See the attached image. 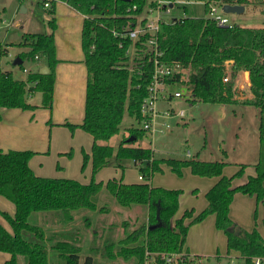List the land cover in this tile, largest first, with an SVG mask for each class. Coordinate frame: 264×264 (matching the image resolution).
Segmentation results:
<instances>
[{
  "label": "trees",
  "instance_id": "trees-1",
  "mask_svg": "<svg viewBox=\"0 0 264 264\" xmlns=\"http://www.w3.org/2000/svg\"><path fill=\"white\" fill-rule=\"evenodd\" d=\"M62 1L86 16L82 30V45L88 69L85 115L81 123L65 122L62 125L71 130L81 128L93 136L91 155L84 153L85 163L89 157L92 159V178L89 183H83L69 177L39 176L30 166V160L36 152L0 149V195L15 205L14 215L0 211L12 228L9 231L0 221V251L11 255L5 264H50L52 250L59 253L64 264H81L82 250L77 243L78 236L47 231L32 223L31 216L36 212L61 211L66 220L72 221L77 210L107 213L110 206H99L95 200L104 190L114 197L121 214L126 211L124 207H143L144 218L134 224L132 230L129 229L130 224L123 221L121 226L124 235L117 241L105 239L96 228L93 231V252L103 249L107 258L121 257L127 261L135 259L139 264L143 263L147 249L151 252L189 253L186 241L190 226L213 214L216 216L217 229L227 237L228 253H235L242 259L239 264H255L254 259L258 257L264 259V231L261 232L257 227L246 230L235 223L230 215L231 204L237 193L255 196L258 203L264 202V168L261 161L256 165L255 175L234 185V180L245 175V165L234 175L226 176L224 169L227 162L224 161L156 159L152 148L140 143L146 132L134 126L126 128L118 145L113 144V139L122 133L121 124L127 114L141 124V105L149 93L153 65L147 60L145 46L128 36H121L126 23L145 11L148 0ZM188 1L205 2L206 12L210 2L219 1L245 7L254 3L261 5L264 15V0ZM56 2L48 9L53 15ZM184 11L187 12V9L184 8ZM50 25L52 32L25 33L20 45L28 50L19 56L23 60V64L19 65L22 70L26 69V61H43L49 67V72L30 71L26 79H21L12 71L0 68V110L37 109L38 105L29 102L36 91L42 93L43 107H53L56 67L59 63L55 15ZM159 44L167 60L192 64L190 81L194 84V102L241 101L236 98L232 83L224 84L222 81L224 61L234 59L237 67L250 71L252 87L256 93L254 100L242 102L257 107L263 104L264 24L262 28L238 25L223 27L205 17L187 16L163 24ZM132 62H135L134 65L137 62L140 64H136L133 69ZM263 138L261 134V150L264 147ZM113 158L117 166L123 168L126 167L124 161L132 159L134 165L139 166L145 180L137 183H124L123 179L117 178L107 182L97 181L96 175L111 165ZM164 163L177 174H182L183 169L189 167L195 175L219 178L206 194V207L196 215L194 209H188L176 219L183 191L151 183L153 175L162 171ZM188 218L191 220L187 223ZM83 219L87 228L94 224L88 215ZM99 237L101 242L96 245ZM95 257L94 253H89L82 264H95ZM199 257L196 255L198 260ZM198 260L185 264H199Z\"/></svg>",
  "mask_w": 264,
  "mask_h": 264
},
{
  "label": "rangeland",
  "instance_id": "rangeland-1",
  "mask_svg": "<svg viewBox=\"0 0 264 264\" xmlns=\"http://www.w3.org/2000/svg\"><path fill=\"white\" fill-rule=\"evenodd\" d=\"M178 4L173 9V15L183 13L184 8L187 9L188 16L206 17L208 14L205 10L204 4L188 0H175ZM179 6V7H178ZM23 7L26 11L23 12ZM229 18L231 24H236L242 27L262 28L264 24V15L262 7L258 4H250L245 7L244 12H224ZM57 30V54H68L71 52L74 56L79 53L82 44V30H83V15L76 9L68 5L64 1H57L55 4V13ZM44 5L38 0H0V64L3 69L7 67H14L13 61L19 57L23 51L28 50L27 47L21 46L25 33L35 32H52L50 20L54 16ZM7 49V52L4 50ZM27 63H33L26 61ZM237 95V94H236ZM238 101L236 103H210L198 100L190 105L183 99H174L172 106L176 112L180 110L186 111L185 118H170L171 128L163 134H157L154 138L153 157L156 159H200L207 162L224 161L227 162L224 172L226 176H232L242 166L245 165V175L242 177L245 180L250 175L256 174V165L261 161V166L264 168V147L261 150V133H260V108L253 104L243 103ZM31 103H39L37 109H19V115L15 126L13 127L9 119L2 118L0 120V146L4 150H29L30 148L37 152L40 156V162L46 165H56L57 161L61 162L65 167L62 171H67L73 177L81 179V181H90L93 173L92 159L89 157L85 163L84 153L92 152V137L90 134L80 129L73 131H60L57 136L54 133V143L52 133L57 126L49 129L48 124L57 121L61 118V106L53 107L52 110L42 106V93L36 91L32 97L29 98ZM79 102V101H78ZM61 104V103H60ZM165 104H160L164 107ZM168 106V105H167ZM78 112L74 114L77 115ZM134 126L141 129L140 123L133 121L127 114L124 118L121 129V135L113 139V144L116 146L123 139V134L126 128ZM59 128H66L59 126ZM40 136L37 146H22L29 142L35 141L34 136ZM17 135L19 137H17ZM128 135L126 134V137ZM56 139V140H55ZM152 138L147 133L140 143L144 146H151ZM264 142V138H263ZM24 143V144H21ZM71 143V146H70ZM69 145V148L67 147ZM60 149H65L60 153ZM54 152V153H53ZM191 153V156H188ZM35 154V155H36ZM34 155V156H35ZM63 158L62 160H58ZM126 167L117 166L114 158L112 164L106 166L101 171L102 178L109 179L117 175L124 180L132 181L142 172L139 166L134 165L132 159L124 161ZM40 165V164H38ZM39 167V166H38ZM57 171H60L56 169ZM100 171V172H101ZM99 172V173H100ZM98 173V174H99ZM189 176H196L192 171L185 167L182 174L175 173L171 167L164 163L162 164V171H157L152 177V183L162 185L166 188H176L183 191V198L189 197L194 199L195 196L192 190V181ZM0 208L10 209V204H14L5 196L0 195ZM197 199V197H196ZM99 206L108 205L110 209L107 213H94L90 210L89 215L93 220V228H98L100 235L105 239L118 240L124 233L122 226H118L123 221L130 224V230L144 218L145 208L137 209L125 207V213L121 214L120 208L117 207L114 197L105 191L95 197ZM117 208V209H115ZM128 211V212H127ZM253 214L254 226L264 231L262 218L264 217V202L260 203L257 217ZM37 215L31 216L32 223H36ZM139 217V218H138ZM112 221V224L109 222ZM7 225L8 222L4 221ZM116 223H119L116 226ZM110 226H112L110 228ZM109 227V228H107ZM93 228L82 227V236L85 237L91 234L90 240L86 246V239L81 241L82 253H94L95 264H139L135 259L123 260L120 258L101 259L100 254H104L103 249L100 253L93 252L92 241H95L92 235ZM198 237V236H197ZM196 237V239H197ZM100 237L97 244L100 242ZM84 244V245H83ZM220 254L219 257L213 255H205L199 257V264H239L242 262L240 257L235 253H227L224 239L219 243ZM79 245V246H81ZM105 256V255H104ZM82 258L81 264L84 262ZM0 264H4L3 256L0 253ZM61 264V261H58ZM62 264L64 261L62 260Z\"/></svg>",
  "mask_w": 264,
  "mask_h": 264
},
{
  "label": "crops",
  "instance_id": "crops-1",
  "mask_svg": "<svg viewBox=\"0 0 264 264\" xmlns=\"http://www.w3.org/2000/svg\"><path fill=\"white\" fill-rule=\"evenodd\" d=\"M83 17H84V15H83ZM84 18H83V21H84ZM56 30H57V28H56ZM56 30H55V40H56V47H57ZM57 56H58V54H57ZM58 58H59V63L56 67V82H55L53 107L55 106L58 108L59 105H64V106H61V109H62L61 116L62 117L57 119V121H55L54 123L51 122L48 124L50 130H52V127H54V126H57L55 129L59 130L58 132L54 131L52 133V139H53L52 143L55 142L54 136H53L54 133L57 136V134L60 131H64V130L70 131L71 130L69 127L62 125L63 123L71 122V123H77L78 124V123H81L83 121L84 115H85L86 87H87V80H88V69H87L86 62H85V53H84L82 44H81V48H80L79 53H77L75 56L71 52H68V54H66V55L60 53ZM14 61H13L14 67H7V68L3 69L2 68L3 66L0 64V68L2 70L12 71L17 78H21V79H26L28 76V73L30 71L34 72V71L38 70L39 72H41V70L47 66L43 61L31 63V65H30V63H27V64L25 63V67H26V69H28V72H26L25 71L26 69L22 70L19 67V65H15ZM32 104L40 106L39 103H32ZM52 108H50V109L52 110ZM19 109H21V108H19ZM0 112H1V121H2V118L5 117V119H9L11 121V124L14 127L16 124L15 122H17V119L19 118L18 117V115H19L18 110H15L12 108H2L0 110ZM75 112H78L77 115L74 114ZM59 126L66 127V128H59ZM76 129L81 131L80 130L81 128L80 129L76 128ZM71 131H73V130H71ZM90 136L92 137V146H93V136L91 134H90ZM17 137H19V136L17 135ZM39 137L40 136H38V134L34 136V139H35L34 143L29 142L27 139V143L25 145H22V146H30V147L37 146V144L39 142V140H38ZM21 144H24V143H21ZM70 146H71V143H70ZM67 147L69 148V145ZM0 149L4 150L3 147H1V146H0ZM29 150H32L36 153L37 152L39 153V151L33 150L31 148ZM4 151H7V150H4ZM60 151H61L60 153H64L62 151H66V150L60 149ZM87 153L91 155L90 152H87ZM59 159L62 160L63 158H59ZM38 164H40V165H38ZM30 166L34 170V172L39 176H43V177H69V178H74V179H78L81 181V179L73 177L76 175H71V174L67 173V171H62V169H64L65 166L61 162L57 161L55 166H54V164L51 166L50 165L48 166L44 162H40V156L37 154L31 158ZM113 167L117 168L118 166H113ZM56 169H58L60 171H57ZM103 171H101L99 174L96 175L97 181L107 182L109 179H112V178L122 179V178H119L117 175H113V177H108L109 179H104L101 176V173ZM224 174H226V173L224 172ZM139 176H138V178H136L132 181H127V180H124V178H123V182L124 183L141 182V180L139 179ZM189 177L192 181L191 187L195 188L192 190V193H194L193 191H195V193H197V194L196 195L193 194V196H195L194 199H191L189 197L183 198L184 196H183V194H181L179 210L175 216L176 219L180 218L184 214V212L188 209L189 210L194 209L195 215L198 212H200L202 209H204L208 203L206 194L216 184V182L219 179L218 177H207V176H199V175L189 176ZM91 178H92V176H91ZM244 181H245L244 178L236 179V180H234V185H237L238 183H241ZM81 182L89 183L90 181H81ZM151 183H152V180H151ZM152 184L155 186H162V185H157L156 183H152ZM104 192H105V190L103 191V193ZM196 197H197V199H196ZM0 201H3V200H1V198H0ZM112 203L115 204V202H113V201H112ZM260 203L257 202V199L255 196H251V195L244 194L241 192L237 193L234 197L232 204H231V209H230L231 218L234 220L235 223H237L242 228H244L246 230H252L254 228L253 227L254 226L253 214L255 212L256 213L255 217H257V213L259 210ZM9 208L10 209H8V210L0 208V211H6L9 214L14 215L15 214V205L10 204ZM111 209H113L111 212V213H113L114 208L111 207ZM115 209H117V208H115ZM134 209H137V208H134ZM140 209H141V207H140ZM94 213H98V212H94ZM34 215H37L36 216L37 221L34 224H37V225L43 227L47 231H50V232L60 231L62 233L68 234L71 237L72 236H78V241H77L78 245H81L82 244L81 241H83L85 239H86V241H85L86 246H87L89 240L91 243V239L89 238V237H91V234L88 236L90 227L87 229L88 234L85 237L82 236V230L83 229H81V228L87 227V225L84 224L82 222V220H84L83 217L85 215H89L86 210L75 211L74 212V219L72 221L66 220L64 214L61 211L36 212L32 216H34ZM4 219L5 218L0 214V221L7 227V229H9V231H12L10 224L8 223V225H7L5 222H3ZM190 220L191 219L188 218V219H186V222L188 223V222H190ZM5 221H7V220L5 219ZM93 222H94V220H93ZM109 223L112 224V221H110ZM262 223L264 225V217L262 218ZM118 224L119 223H116V226ZM111 227L112 226H110V228ZM92 228H93V224L91 225V229ZM107 228H109V227H107ZM119 228H121V224L118 226V229ZM95 229L96 228H93V231ZM93 231H92V235L94 234ZM261 232H263V231H261ZM196 237H197V239H196ZM117 239H119V238H117ZM222 239H224V242H225L226 248H227V237L223 231L217 229V227H216V216L211 214L208 217H206L203 221L192 224L190 226L189 231H188V235H187L186 249L188 250L189 253H191L193 255H197V256H205V255L215 254L216 257H219L221 255H218V254H220V251H219L220 246L218 243L220 241L222 242ZM81 247H82V245H81ZM226 250L228 253V249H226ZM100 252L101 251H99L98 253H100ZM0 253L3 256V260H4V264H5V262L10 259L11 255L9 253H5V252H1V251H0ZM88 254H89V252L81 253V262H82V258L83 257L85 258ZM99 256H103V257H100L101 259L107 258L106 256H104V254H100ZM62 260L63 259L60 257V255L57 251L52 250L50 252V256H49L50 264H58V261H61V264H62Z\"/></svg>",
  "mask_w": 264,
  "mask_h": 264
},
{
  "label": "built area",
  "instance_id": "built-area-1",
  "mask_svg": "<svg viewBox=\"0 0 264 264\" xmlns=\"http://www.w3.org/2000/svg\"><path fill=\"white\" fill-rule=\"evenodd\" d=\"M45 8L52 7L53 2L62 0H38ZM204 4L205 2H199ZM178 4L171 0H148L145 11L135 19H130L124 26L121 36H128L134 41H138L145 46L144 52L148 53V62L153 65L151 82L149 84L148 96L141 105V129L150 137L151 148L154 147V138L157 134L165 133L171 128L170 118H185L186 111L176 112L172 106L174 99H183L190 105L196 100L194 93V84L190 81L192 74V64L188 65L182 61L167 60L164 51L160 48L159 34L162 26L171 21L175 22L183 17H187V12L183 10L182 14L173 15V9ZM224 3L210 2L208 4L207 16L205 18L214 21L217 25L223 27H234L229 18L224 13ZM179 7V6H178ZM136 9L137 7L134 6ZM84 17H86L84 15ZM117 34V32H116ZM264 64V56L262 57ZM135 63V62H134ZM132 62L131 67L135 65ZM140 64V63H139ZM224 74L222 81L224 84L232 83L236 98L239 100H254L256 93L252 87L250 71L246 68L236 66L234 59H226L223 63ZM28 72V69L25 70ZM160 104H165L160 107ZM168 105V106H167ZM260 133L264 136V102L260 105ZM191 156V153H188ZM139 179L145 180L140 174ZM198 260L196 255L182 252H151L148 249L145 252V258L142 264H185L192 260ZM199 261V260H198ZM255 264H264L263 258H255Z\"/></svg>",
  "mask_w": 264,
  "mask_h": 264
},
{
  "label": "water",
  "instance_id": "water-1",
  "mask_svg": "<svg viewBox=\"0 0 264 264\" xmlns=\"http://www.w3.org/2000/svg\"><path fill=\"white\" fill-rule=\"evenodd\" d=\"M22 10H23V12H25L26 8L23 7ZM244 10H245L244 5H239V4H236V5L225 4L224 5V11L227 13H230V12L242 13V12H244ZM14 64L15 65H21V64H23V60L20 57H17L14 61ZM48 71H49V68L46 66L44 69L41 70V73H47ZM130 140H132V138H130Z\"/></svg>",
  "mask_w": 264,
  "mask_h": 264
}]
</instances>
